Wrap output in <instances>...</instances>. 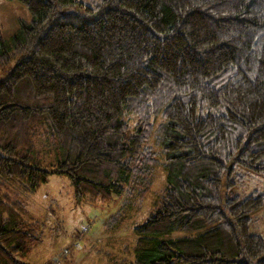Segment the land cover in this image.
I'll return each mask as SVG.
<instances>
[{
  "label": "trees",
  "instance_id": "1",
  "mask_svg": "<svg viewBox=\"0 0 264 264\" xmlns=\"http://www.w3.org/2000/svg\"><path fill=\"white\" fill-rule=\"evenodd\" d=\"M17 1L32 20L0 34V70L16 59L0 80V264H31L43 223L27 195L50 174L79 201L142 202L158 167L135 264H264L249 230L264 193L232 190L264 173V0Z\"/></svg>",
  "mask_w": 264,
  "mask_h": 264
},
{
  "label": "rangeland",
  "instance_id": "2",
  "mask_svg": "<svg viewBox=\"0 0 264 264\" xmlns=\"http://www.w3.org/2000/svg\"><path fill=\"white\" fill-rule=\"evenodd\" d=\"M31 20V12L24 3L0 0V34L5 40L10 41L20 22ZM15 63L13 59L0 70V80ZM242 173L244 180L232 188L239 199L254 191L264 193V173ZM166 180V171L158 167L152 188L142 202L124 194L113 195L107 201L88 198L79 201L67 175L50 174L39 188L27 195L29 215L43 224L42 240L24 260L31 264H135L134 227L155 210ZM251 216L250 232L264 237V206Z\"/></svg>",
  "mask_w": 264,
  "mask_h": 264
}]
</instances>
